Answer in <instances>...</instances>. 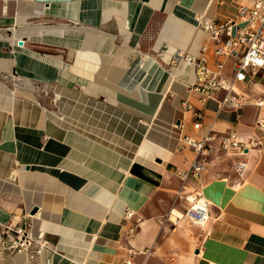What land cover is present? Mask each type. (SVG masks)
<instances>
[{"label": "crops", "instance_id": "obj_1", "mask_svg": "<svg viewBox=\"0 0 264 264\" xmlns=\"http://www.w3.org/2000/svg\"><path fill=\"white\" fill-rule=\"evenodd\" d=\"M251 1L0 0V226L49 244L37 256L2 253L0 264H264L256 109L200 102L187 88L193 67L172 62L204 45L212 67L200 21L236 19ZM259 70L253 96L264 95ZM226 132L257 141L238 184L232 163L243 156L218 150ZM207 133L209 219L172 222L160 207L194 158L181 138Z\"/></svg>", "mask_w": 264, "mask_h": 264}, {"label": "built area", "instance_id": "obj_2", "mask_svg": "<svg viewBox=\"0 0 264 264\" xmlns=\"http://www.w3.org/2000/svg\"><path fill=\"white\" fill-rule=\"evenodd\" d=\"M200 25L212 44L216 61L212 67L208 65L207 47L204 45L199 47L196 55L175 54L173 63L178 60L193 67V80L188 90L198 93L200 102L215 98L221 109L254 107L256 113L253 125L264 129V95L253 96L249 93L253 85L251 76L264 60V0H252L249 5H239L236 19H202ZM226 61H229L228 75L225 74ZM194 117L199 119L200 113L195 112ZM198 125V121H195L193 128ZM214 140L215 136L211 133L198 139L188 136L181 138L182 145L193 151L194 158L186 170L176 173L179 180L176 194L183 200L184 216L199 228L208 219V202L201 192V176L207 169L205 157ZM256 144L254 139L241 142L230 132L217 137L218 150L233 151L241 156ZM245 168V156L232 163L237 180L243 178ZM127 214L130 215V212ZM46 248H49L48 242L41 235H32L26 227H12L10 224L0 226V254L23 251L37 256Z\"/></svg>", "mask_w": 264, "mask_h": 264}, {"label": "rangeland", "instance_id": "obj_3", "mask_svg": "<svg viewBox=\"0 0 264 264\" xmlns=\"http://www.w3.org/2000/svg\"><path fill=\"white\" fill-rule=\"evenodd\" d=\"M221 152H222V151H221ZM235 176H236V175H235ZM235 179H236V177H235ZM239 182H242V180H237V179H236V182H235V183L238 184ZM166 200H167V201H170V202H169L170 207H169V206H168L167 208L164 207V206H161V207H160V212H162L163 217H165V218L171 220L172 222H175L174 219L177 218V217L174 216V213L171 212L172 209H173V210H176V211H178L179 213H181L182 217H181L180 219L177 218L179 221L182 220V219H185V220H187L189 223H191L190 220L187 219L186 216H184V203H183V200H182L181 198L178 197V195L176 194V192H173L172 195L169 196V198L166 197ZM181 204H182L183 206H182ZM208 219H209V218H208ZM208 219H207V221H208ZM207 221L204 223V225L207 223ZM192 224H193V223H192ZM204 225H203V226H204Z\"/></svg>", "mask_w": 264, "mask_h": 264}, {"label": "bare ground", "instance_id": "obj_4", "mask_svg": "<svg viewBox=\"0 0 264 264\" xmlns=\"http://www.w3.org/2000/svg\"><path fill=\"white\" fill-rule=\"evenodd\" d=\"M264 63V60H263V62H262V64ZM261 70V71H260ZM260 72H264V65L262 66L261 65V67H260ZM173 213H174V215L177 217V218H181L182 217V215L180 214V213H177V212H175V211H173Z\"/></svg>", "mask_w": 264, "mask_h": 264}, {"label": "water", "instance_id": "obj_5", "mask_svg": "<svg viewBox=\"0 0 264 264\" xmlns=\"http://www.w3.org/2000/svg\"><path fill=\"white\" fill-rule=\"evenodd\" d=\"M16 44H17V45H21V44H22V41H21L20 39H18V40L16 41Z\"/></svg>", "mask_w": 264, "mask_h": 264}]
</instances>
